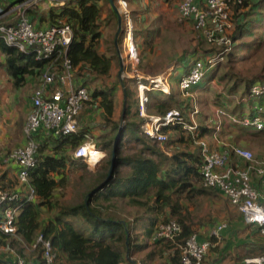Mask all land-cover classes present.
Listing matches in <instances>:
<instances>
[{"label": "trees", "instance_id": "obj_1", "mask_svg": "<svg viewBox=\"0 0 264 264\" xmlns=\"http://www.w3.org/2000/svg\"><path fill=\"white\" fill-rule=\"evenodd\" d=\"M21 1L25 0H10V5H17ZM104 1L109 9L104 10ZM125 1L133 25V37L137 50L143 51V48L146 51L151 50L154 48L156 30L148 25L151 15L148 10L152 8V2L160 0ZM162 1L170 3L177 0ZM115 2L119 6L118 1L115 0ZM249 4L250 1L244 0L242 3L236 2L234 6L232 5L235 13V26L231 33L233 40L237 41L246 37L248 32L253 34L249 26L250 22L257 21L259 18L264 20V11L255 10V7L259 8L260 5H254L255 11H253ZM262 6L264 7V4ZM245 8L249 11L245 12ZM27 13L37 28L61 22L70 24L73 29V38L68 48V56L75 66V83L78 87H87L91 99L79 115L80 129L76 133L55 135L40 130L36 134L39 145L38 162L30 170L29 176L30 185L35 188L33 199H27L29 192L27 184L11 179L10 182H0V185L7 190L10 189L9 191H14L16 185L20 186L23 194V198L17 201L22 206L15 222L17 236L0 231L1 248H14L23 256H38L33 261H27V264H37L42 261V244L38 243L33 253L28 252L27 246L32 247L37 242L38 235L42 233L45 239L51 241L59 264H132L127 259L126 253L128 251L131 255L140 253L152 244L154 248L146 253V256L144 255L140 264H150L156 257L167 258L165 264H180L181 248L178 243H184L187 237L196 231L191 218V206L199 209L205 199L223 197L240 213L241 221L244 222L241 211L231 203L227 195L217 188L204 186L203 158L198 150L173 148L170 154L158 145V141L143 133L139 99L138 96L136 97L138 86L134 77H125L121 88L117 86L118 83L121 84L118 77L115 78L117 80H114L115 82H105L96 88L91 86L94 80L107 81L106 79L114 78L118 71L116 33L110 39L113 28L115 27V32L118 28V15L110 0H69L65 5L51 7L45 12L31 8ZM257 15L260 17L255 19ZM122 18L123 29L117 39L120 49L126 41L127 28L126 19L124 16ZM185 20L191 21V19ZM205 41L207 42V38ZM263 43L254 40L239 44L250 48L254 44L260 46ZM211 45L208 49L196 46L190 51V56L195 60L209 59L221 50L214 43ZM237 47L240 46L237 45ZM0 52L3 55L0 66L4 67L12 80L13 87H25L28 82L32 84L28 91L19 96L22 99L28 98L32 104L31 95L39 85L41 72L47 60H38L31 50L21 51L15 46L8 45L2 38H0ZM235 52L234 47L227 55L229 60L236 57ZM192 64L185 63L182 76L188 75ZM217 68L218 65H214L206 72L204 78L207 77L211 81L218 78L219 82L224 84L229 77V71H224L218 76ZM139 69L145 70L142 57ZM236 75L234 74L235 78L231 80L232 84L227 86L226 93L230 96L240 95L241 99L246 97L249 108L244 109L243 102H238V105L231 109L229 101L223 102L225 99L232 98L227 95L221 101L216 98V103L228 104L217 108L239 117H254L258 108L262 106L264 95H253L252 86L264 84V65L251 77L242 78ZM224 88L226 89L225 85ZM120 89L123 90V102L126 99L128 102H124L123 109L117 113L115 98L118 100ZM147 94L149 96L148 114L157 113L164 116L169 109L179 108L187 116L191 111V96L183 97V104L176 107L171 104L173 99L171 96L174 94L170 95L158 89L149 90ZM32 108L33 104L31 110ZM223 123L250 129L257 137L264 136V128L243 126L227 119H223ZM120 128H122V134L117 146L116 167L112 176L107 179L115 138ZM96 130L98 134H95ZM213 130L214 128L208 123L204 125L200 123L195 133L186 130L182 125H169L163 128L167 134L174 131L181 143L185 142L184 132H190L187 137L194 142V135L201 137L210 134ZM169 137L170 135L165 142L169 140ZM125 138L135 140L140 146L133 147L132 151L125 153ZM92 139H96V145L107 153V158L96 170H91L83 159L74 157L76 148ZM255 156L264 160V157L256 154ZM11 165L15 166L14 173L18 180L20 168L16 163ZM9 170L11 167L6 171ZM13 181L17 184L11 186ZM70 185L75 190L74 199L66 202L65 197L57 195V191L67 189ZM99 185H102L100 190L90 197L89 193ZM120 205L122 209L135 208L132 219L128 220L120 215ZM43 208L46 209L44 213ZM172 218H175L182 226V233L177 241L154 239L159 224L170 221ZM230 226L227 223L223 239L219 243L209 235L203 237L198 233L201 240L212 241V245L203 258V264H224L225 258L233 250L232 244L229 243L232 238ZM130 231V241L127 244V233ZM140 232L144 235V239H139ZM235 234L238 237L246 234L244 238L237 239L236 242L238 243L236 246H240L238 250L241 253L237 256L238 260L248 255L264 253V234L261 233L260 227L239 225L235 228ZM149 239L153 243H150ZM222 245L224 248H221ZM215 246H220L216 252L212 251ZM6 251L4 256H13L11 251ZM233 253L234 250L231 255ZM231 261L232 264H245L244 259L241 262L234 259ZM0 264L5 263L0 261Z\"/></svg>", "mask_w": 264, "mask_h": 264}, {"label": "built area", "instance_id": "obj_2", "mask_svg": "<svg viewBox=\"0 0 264 264\" xmlns=\"http://www.w3.org/2000/svg\"><path fill=\"white\" fill-rule=\"evenodd\" d=\"M38 0H26L17 4L14 11V22H4L5 16L0 7V38L8 45L15 46L21 51L31 50L36 59L47 60L45 68L41 72L38 87L31 95L33 108L27 116L25 123V135L27 141L24 145L11 150L5 157V163H16L19 166L18 181L29 186L27 199L31 200L35 195V188L30 185V170L38 162L39 145L36 134L43 130L47 134H70L80 129L79 115L90 101L91 95L87 87L76 86L75 66L68 56V48L73 38V29L70 24L58 23L48 27L37 28L28 16V8L34 6ZM69 0H57L52 4L65 5ZM119 1L120 9L126 19V59L132 67V76L138 86L139 112L142 117V131L150 138L165 142L168 134L163 131L165 126L182 125L186 130L195 133L198 131L199 108L192 105L191 111L185 116L181 109L172 108L162 116L150 115L147 111L149 96L147 92L152 89L161 90L171 94L169 74L161 73L147 78L141 75L138 69L139 53L134 42L133 25L125 0ZM244 0H181L178 5L179 16L182 20L191 19L195 27L202 31L210 41H224L230 45L232 40L227 37H219L218 33L224 30L227 20L230 18L232 5ZM26 5L27 8H22ZM125 9L126 11H123ZM27 11V12H26ZM214 23V27H211ZM229 48L226 49V51ZM125 53V54H127ZM223 53L212 56L207 60L197 59L192 64L188 75L179 81V88L184 97L191 96V89L198 85L210 68L215 65L216 59L223 58ZM123 56V52L121 54ZM123 60V57H122ZM126 61V60H125ZM253 95H264V84L252 86ZM254 117L231 114L224 109H219V123L217 131L222 125L223 119L233 123L242 124L256 129L264 128V111L260 106ZM199 145L203 158L202 174L203 184L207 187L219 189L227 195L231 203L237 207L244 222L249 227H260L264 234V160L258 159L254 152L246 147L235 144H222L218 149L211 146L204 137L193 136ZM221 143V141H218ZM94 151H93V150ZM107 153L91 140L79 145L74 151V157L83 159L90 167H96ZM21 191H9L0 185V231L12 236L16 233V218L21 205L17 201L23 198ZM227 227L226 222L214 226L210 233L217 243L223 239V232ZM182 233L181 224L172 219L160 223L155 235L156 238H164L176 242ZM42 244V261L37 264H59L52 243L40 233L37 242ZM181 248L180 264H203V258L212 245L210 239H200L198 233H192ZM11 251L13 264H27L26 258L14 248ZM245 264H264V253L256 256H248Z\"/></svg>", "mask_w": 264, "mask_h": 264}, {"label": "rangeland", "instance_id": "obj_3", "mask_svg": "<svg viewBox=\"0 0 264 264\" xmlns=\"http://www.w3.org/2000/svg\"><path fill=\"white\" fill-rule=\"evenodd\" d=\"M26 1V0H25ZM250 1L249 6L254 7V5H260L255 7V10H260L261 8H264L262 5L264 4V0H247ZM51 2L54 1H43L38 0L37 3L34 6H30L28 9L36 8L39 9L40 12H45L51 7H54L51 5ZM180 0L166 3L165 1H154L152 2V8H149V14L150 18L148 21V25L151 26V28L155 29V38H154V48L151 50H138L139 52V61H138V69L141 57L144 60L145 64V70L139 69V72L141 75H145L147 78H150L152 76L159 75L161 73L169 74L171 69L174 67V65L178 64L181 59L188 56L190 54V51H192L196 46H202L205 49H208L211 44H215L218 48L221 50L215 53L212 56H217L219 53H223V58L219 57L216 59L215 63L218 65V76H220L224 71H229V77L228 79L223 83H220L219 80L216 82L213 81L208 86L206 85L207 82H205L204 85H201L203 89H199V92L195 94L196 99L198 100V103L196 102L200 114L198 115V123L209 124L211 125L214 130L208 135H204L202 137L206 138L207 141L210 143H216V147H213L215 149H218L219 146L222 144L230 143L235 144L238 146H243L246 148L251 149L256 155L260 157H264V136L263 137H257L254 135V131L250 129H243L242 127H234L230 124H224L222 121V125L220 126L219 130L217 131L218 123L219 121H216L215 116V109L219 106H227V103H224V105H220L216 103V98H219V101H221V97L223 96H230L226 92L227 86L232 84L231 80L232 78H235L234 74H237L239 77L242 78H248L251 77L254 72L259 70L264 65V43L258 46L257 44H254L252 47H244L240 45L241 43H247L251 41H261L264 42V25H261L260 22L254 21L252 22L253 26V34L250 32L247 33L246 37H243L239 40H233L231 33L234 31V20H235V13H234V5L231 8L230 12V18L227 20V24L224 26V30L221 33H218L219 37H227L232 40L233 43L228 45L224 41L222 42H212L208 39V37L200 30H198L192 21L190 20H182L179 16L178 12V4ZM244 2V1H243ZM10 0H0V7L3 9L5 16L2 18L4 22H8L10 19L11 14L14 15L13 8L16 5H10ZM22 3V1L20 2ZM18 3V4H20ZM104 10L109 9L108 4L104 1ZM22 8H27L26 5H23ZM128 9V8H127ZM253 8V11H255ZM28 11V10H27ZM26 11V12H27ZM245 12L249 11L248 8L244 9ZM123 14V13H122ZM253 19V15H252ZM214 23H211V27H214ZM115 27L110 33V39H112V35L115 32ZM207 38V42L205 41V38ZM116 39V34H115ZM204 42H203V41ZM118 41V40H117ZM240 43V44H239ZM116 45V44H115ZM119 47L120 43L118 42ZM237 45L240 47L238 48ZM236 49V57L232 60H229L227 55L231 52L232 49ZM105 47H103L104 49ZM229 48L227 51L226 49ZM123 53H127L126 49V41L120 49ZM3 60V59H1ZM215 64V65H216ZM131 68V74H132V67L130 64H128V61L126 59V62L124 63V68L127 67ZM214 67V65L212 66ZM211 67V68H212ZM0 78H7V73L4 69V67H0ZM181 73L183 71L182 69L178 70ZM126 71H124L125 74ZM123 72H120V75L117 74L112 79H98L91 82V86L96 88L100 85H103L105 82L111 83L114 80L117 81L115 78H119L120 80L123 79ZM236 75V76H237ZM237 76V77H238ZM133 78V77H132ZM174 82L177 81V79L173 78ZM114 81V82H115ZM224 85L226 89L224 88ZM119 88H121V84H117ZM137 89V87H136ZM207 91L208 94L206 93ZM138 96V89L136 90ZM174 93L172 92L173 95ZM172 99V105L178 106L179 104L182 105V93L180 91H177ZM184 97V96H183ZM232 97V96H230ZM229 97V98H230ZM231 102L232 99H226V102ZM128 102L127 99L125 100V103ZM131 102V101H129ZM224 102V101H223ZM194 101H192V105H194ZM122 115V112L120 113ZM120 117V115H119ZM118 117V118H119ZM124 121L122 120V123ZM98 130H96L95 134H98ZM190 133V132H189ZM187 132H184L183 135L185 138V142L181 143L178 141V136L175 135L174 131L168 132V135H170L169 140L167 142H159L158 145L164 149L165 151H168L170 154H172L171 149L173 148H189L190 150H198L201 153L199 145L195 142H192L189 140L187 135L189 134ZM260 138V140H259ZM93 143H97L96 139L91 140ZM218 141H221L219 143ZM0 143L2 145L9 144V142L0 140ZM125 153L128 151H132L133 147L140 146L135 140H132L129 138H125ZM212 146V144H211ZM168 147L170 149H168ZM107 158L106 157L96 166V167H89L91 170H96L102 162ZM12 180V179H11ZM14 184V181L13 183ZM17 184V183H15ZM74 189L72 185H70L67 189L59 190L57 191V195L61 197H65L66 202H71L74 199ZM61 193V194H60ZM120 208V215L124 218H127L128 220L132 219L135 213V208H125L122 209V206H119ZM191 211V218L192 222L194 224V229L196 230L194 233H199L203 237L210 236V233L214 226L221 221H225L230 224V229L232 233V238L229 243L232 244L234 253L231 255L232 251L228 254V257L225 258L224 264H232L231 259L236 260L237 262H241L243 259H245L248 256H256L257 254L248 255L243 259L238 260L237 256H240L241 253L239 252L236 245L238 243L237 239H242L244 236L238 237V235L235 234V228L241 225V227H249L245 222L241 221L240 213L232 207V205L229 204L225 200V198L221 197H213L209 199H205L203 201V205L197 209L194 206L190 207ZM173 219V218H172ZM175 219V218H174ZM176 220V219H175ZM244 221V220H243ZM138 235V234H136ZM131 236V231H130ZM139 239H144V235H142V232L139 233ZM130 241V240H129ZM150 243H153L151 239H149ZM129 243V242H128ZM223 243V242H222ZM221 243V244H222ZM180 244V243H178ZM180 246V245H179ZM154 248V244H152L151 247H148L147 250L142 251L140 253H136L134 255H131L128 251L126 253L127 259L134 264L135 261L137 264H140L141 259H144L151 249ZM220 246H215V248L212 249V251L216 252ZM221 248H224V245L221 246ZM2 249L7 248H1L0 247V253L4 252ZM243 252V251H242ZM22 254V253H21ZM263 254V253H260ZM145 255V256H144ZM167 261V258L163 257H156L154 261H151L150 264H165ZM235 264V263H234Z\"/></svg>", "mask_w": 264, "mask_h": 264}, {"label": "crops", "instance_id": "obj_4", "mask_svg": "<svg viewBox=\"0 0 264 264\" xmlns=\"http://www.w3.org/2000/svg\"><path fill=\"white\" fill-rule=\"evenodd\" d=\"M43 1H57V0H43ZM51 5H53L52 2H51ZM260 10L264 11V8H261ZM106 15H107V13H106ZM13 17H14V15L11 14L8 22L13 23L14 22ZM259 17L260 16L257 15L255 17V19H257ZM257 22H260L261 25L264 24L263 18H259L257 20ZM43 26H45V24H43ZM249 26L251 29H253L252 22L249 23ZM247 36H249V35H247ZM126 55H128V53L127 54L123 53V56H122L124 63L126 62L125 61ZM1 59H3V55H1V52H0V63L2 62ZM194 61H195V58H193L189 54L188 56L185 57V59H181L179 61V63L174 65V67L171 69V71L169 73V84L171 87V93L173 92L175 94L177 91L181 92V89L179 88V81L181 80V77H183V76H182V72L177 73V72H179L178 70L182 69L184 67L185 63L191 65ZM128 66L129 65H127V67L124 68V64H123V71H122L123 72V75H122L123 79L125 77L126 78H129V77L132 78L133 77L131 74V70H129L130 67H128ZM0 67H2V65ZM117 69H118L117 72L120 75V72H121L120 57H119V65L117 66ZM124 71H126L125 74H124ZM0 76H1V74H0ZM173 78L177 79V81L174 82ZM123 79L120 80L122 86H123V83H122ZM215 80L217 82L218 78ZM215 80L211 81V80H208L206 77V78H204V80L202 82H200L198 85L194 86L191 89L192 101L198 103V100L196 99L195 94H197L199 92L200 88L203 89L201 87V85H204L205 82H207L206 85L208 86L209 84H211V82H213ZM12 84H13L12 80L10 79L9 76H7V78H3V79L0 78V140L9 142V144H6V145H2L0 143V161L3 163H5L4 159L11 150H13L14 148H17L21 145H24L26 143L27 137L25 135L24 128H25L26 118H27L28 113L30 112L31 106H32V104L28 98L23 97L24 99H22L19 97L21 94L28 91L29 88L32 87L31 86L32 84H30L28 82V84L25 87H21V88H14ZM208 92L209 91H207L206 93L208 94ZM182 99H183V95H182ZM223 99H225V96L221 97V100H223ZM231 99H232V101L229 104L231 109L234 108V106L238 105V102H241V103L243 102V108L244 109L249 108L248 100L246 97L241 99L240 95H236V96H232ZM223 101H226V99ZM124 102H123V90H121L118 100H117V98H115L117 113L121 109H123ZM261 105L264 108V100L262 101ZM219 109L220 108H217L214 111L215 116H216V121H219V116L217 114ZM156 114L157 113H152L150 115H156ZM210 144H212V147H216V143L211 142ZM218 148H221V147L219 146ZM1 162H0V179H1L0 182H5V181L10 182V179L18 182L17 178L15 177V173H14L15 166L11 165L10 162L5 163V164H3ZM9 167H11V170L6 171L7 168H9ZM14 185H15V183L14 184L11 183V186H14ZM15 188L16 189L14 191H21L20 186L16 185ZM44 212H46L45 208H43V213ZM27 248H28L27 249L28 252H32L35 247L34 246H32V247L27 246ZM2 250H4V249H2ZM6 250L7 249H5L4 251H6ZM24 257L26 258L27 261H29V260L33 261V260L38 258V256H30V257L24 256ZM13 259H14L13 256L12 257L4 256V252L0 253V261H2L5 264H11L13 262Z\"/></svg>", "mask_w": 264, "mask_h": 264}, {"label": "water", "instance_id": "obj_5", "mask_svg": "<svg viewBox=\"0 0 264 264\" xmlns=\"http://www.w3.org/2000/svg\"><path fill=\"white\" fill-rule=\"evenodd\" d=\"M110 3H111L113 9L115 10V12L118 15V28H117V32H116L115 44H116V47H117L118 55L120 57L121 71H123V64H124V62H123L122 56H121L122 51L120 50V47H119L118 41H117L118 36H119V34L121 33V31L123 29V18H122L123 14H122V11L120 9V6H118L116 4L115 0H110ZM123 11H126V10L123 9ZM122 83H123V80H122ZM123 85H124V83H123ZM121 134H122V128H120V130L118 131L117 136L115 138L114 147H113V151H112V157H111V165H110V168H109V171H108L107 179H109L112 176L113 171H114V169L116 167L115 160H116V155H117V146L119 144ZM101 187H102V185H99L97 188H95L93 191H91L89 193V196L90 197L93 196L98 190H100ZM87 205H88V201H87ZM129 240H130V232L127 233V244L129 242ZM132 262H134V264H137L135 261H132Z\"/></svg>", "mask_w": 264, "mask_h": 264}, {"label": "bare ground", "instance_id": "obj_6", "mask_svg": "<svg viewBox=\"0 0 264 264\" xmlns=\"http://www.w3.org/2000/svg\"><path fill=\"white\" fill-rule=\"evenodd\" d=\"M93 150V149H92ZM94 151V150H93Z\"/></svg>", "mask_w": 264, "mask_h": 264}]
</instances>
